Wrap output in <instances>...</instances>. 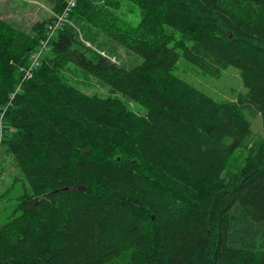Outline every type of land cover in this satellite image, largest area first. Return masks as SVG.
<instances>
[{
    "label": "trees",
    "instance_id": "trees-1",
    "mask_svg": "<svg viewBox=\"0 0 264 264\" xmlns=\"http://www.w3.org/2000/svg\"><path fill=\"white\" fill-rule=\"evenodd\" d=\"M121 1L77 0L30 77L55 16L29 32L0 16L1 143L30 186L0 225V264H264V0H127L137 23ZM72 19L143 61L111 60ZM181 56L214 78L238 68L246 91L215 99L175 73ZM67 62L146 113L82 91Z\"/></svg>",
    "mask_w": 264,
    "mask_h": 264
},
{
    "label": "rangeland",
    "instance_id": "rangeland-1",
    "mask_svg": "<svg viewBox=\"0 0 264 264\" xmlns=\"http://www.w3.org/2000/svg\"><path fill=\"white\" fill-rule=\"evenodd\" d=\"M118 10L134 23L139 21L140 9L136 4L122 0ZM55 13L51 0H0V16L27 32L36 21L49 20L55 16ZM69 25L86 45L99 50L103 55L127 68L134 67L143 61L140 55L108 39L96 29L91 28L89 31L83 29L76 19H72ZM175 73L219 101L235 99L239 92L246 91L240 71L234 66L226 68L220 78H214L203 74L181 56ZM62 75L67 81L88 94L101 97L114 94L122 98L133 111L139 114H145L147 111L143 104L130 99L123 93L111 92L107 82L72 62L66 63ZM253 131L255 134L264 132L260 115L254 118ZM246 156L245 149H238L228 160L227 171H239ZM26 191L30 192V186L23 172L13 154L9 153L6 145L0 141V225L7 222L13 214L20 213L18 205Z\"/></svg>",
    "mask_w": 264,
    "mask_h": 264
},
{
    "label": "built area",
    "instance_id": "built-area-1",
    "mask_svg": "<svg viewBox=\"0 0 264 264\" xmlns=\"http://www.w3.org/2000/svg\"><path fill=\"white\" fill-rule=\"evenodd\" d=\"M76 2H77V0H67V5H66L65 9L63 10V12L60 13V14L55 13V19H54V21L49 26V30L47 32V37H46V39H44L42 41V44H41L40 48L38 49V51L34 53L33 60L31 62V65L25 71V77H30L32 75L33 68H35L37 66V64L39 62V59H40L43 51L48 46V42L50 41V39L52 38V36L55 34L57 28L65 20H67V16H68L70 10L72 9V7L75 6ZM3 114L4 113H2L0 115V123H1L2 118H3ZM1 129L2 128L0 126V141L2 139V131H1Z\"/></svg>",
    "mask_w": 264,
    "mask_h": 264
}]
</instances>
